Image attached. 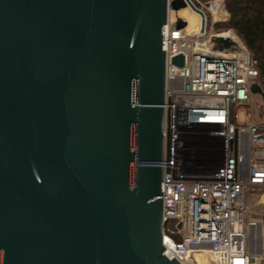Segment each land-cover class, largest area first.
<instances>
[{"label":"water","instance_id":"water-1","mask_svg":"<svg viewBox=\"0 0 264 264\" xmlns=\"http://www.w3.org/2000/svg\"><path fill=\"white\" fill-rule=\"evenodd\" d=\"M186 6L204 31L192 0H0V264H191L164 253L160 197Z\"/></svg>","mask_w":264,"mask_h":264},{"label":"built area","instance_id":"built-area-1","mask_svg":"<svg viewBox=\"0 0 264 264\" xmlns=\"http://www.w3.org/2000/svg\"><path fill=\"white\" fill-rule=\"evenodd\" d=\"M217 4L224 14L213 13L211 24L206 15L204 31L201 24L189 33L178 26L184 19L170 17L164 28V253L191 264L203 252L215 254L213 264H264V213L246 205L247 195L257 197L252 188L264 190V121L257 120L264 97L252 91L254 84L264 90V77L237 34L232 47L213 40L224 36L212 31L215 23L229 16ZM179 54L183 67L172 63ZM260 233L262 252L255 253L250 238Z\"/></svg>","mask_w":264,"mask_h":264},{"label":"trees","instance_id":"trees-1","mask_svg":"<svg viewBox=\"0 0 264 264\" xmlns=\"http://www.w3.org/2000/svg\"><path fill=\"white\" fill-rule=\"evenodd\" d=\"M229 18L216 23L218 30H234L258 62L264 77V0H224Z\"/></svg>","mask_w":264,"mask_h":264},{"label":"rangeland","instance_id":"rangeland-1","mask_svg":"<svg viewBox=\"0 0 264 264\" xmlns=\"http://www.w3.org/2000/svg\"><path fill=\"white\" fill-rule=\"evenodd\" d=\"M194 1L197 3L196 0H194ZM201 1H202L203 4L199 3V6H202L204 8V11H205V13H206V15L208 17V21L211 24L212 23V19H213L214 10H213V8L208 9L206 6H208V3H211V5L215 9V4L214 3H216V2L218 3V0H201ZM220 1H223L224 4H225L224 0H220ZM177 11L178 10L171 9V13L174 14L172 20L179 19L177 17V15H176ZM228 18H229V16L226 18V20ZM181 20H183V19L181 18ZM212 31L213 32H217V33H222V32H225V31H231L233 34H236L234 30H222L221 31V30L216 29V26H214ZM256 111H257V113H259L258 110H256ZM260 118L264 121V113L261 114V112H260V117H257V120H259ZM251 191L256 192L257 197L254 196V195H247V197H246V205H247L248 209L253 211V214L261 215L262 213H264V195H263L264 190L254 187V188L251 189ZM261 235H263V234H261ZM258 236L259 235H257V234H253L251 236V238H250V247H251L252 251L255 252V253H259L258 252V249H259L258 248V244H259V237Z\"/></svg>","mask_w":264,"mask_h":264},{"label":"bare ground","instance_id":"bare-ground-1","mask_svg":"<svg viewBox=\"0 0 264 264\" xmlns=\"http://www.w3.org/2000/svg\"><path fill=\"white\" fill-rule=\"evenodd\" d=\"M215 4V9L214 7L211 5V8H213L214 10V14L216 16V18H219L220 16H223V8L221 7V5L214 3ZM213 4V5H214ZM173 13L170 12V19L173 18ZM176 15L179 19H184V21H186V30L189 33H193L196 32L197 30L200 29V26L202 24V19L201 16L199 15V13H197V11L193 10L191 7L186 6L185 8H182L180 10H178L176 12ZM223 35L225 37H230L233 39L238 40V37L236 35H234L231 31H225L223 32ZM200 264H213L211 262V257H215V254L209 253V252H203L200 254H196ZM172 257V255H171Z\"/></svg>","mask_w":264,"mask_h":264}]
</instances>
